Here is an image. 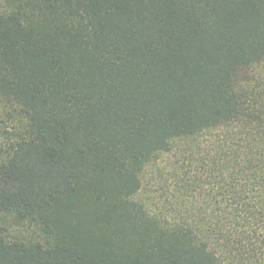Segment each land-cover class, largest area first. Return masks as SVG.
Instances as JSON below:
<instances>
[{
    "label": "trees",
    "instance_id": "trees-1",
    "mask_svg": "<svg viewBox=\"0 0 264 264\" xmlns=\"http://www.w3.org/2000/svg\"><path fill=\"white\" fill-rule=\"evenodd\" d=\"M3 217L0 264H264V0H0Z\"/></svg>",
    "mask_w": 264,
    "mask_h": 264
},
{
    "label": "rangeland",
    "instance_id": "rangeland-1",
    "mask_svg": "<svg viewBox=\"0 0 264 264\" xmlns=\"http://www.w3.org/2000/svg\"><path fill=\"white\" fill-rule=\"evenodd\" d=\"M245 75H246L245 71H241L238 74V77L239 79H241L244 78ZM199 140L203 141L202 138ZM194 143L195 142L191 143V141L187 139H183L176 142V144H178L179 147H187L188 145H194ZM203 144H205V146L207 145L206 137H205V142L203 141ZM172 155H173L172 153L163 155L155 163H152L146 167L144 177H145V181L149 183L146 189L147 191L152 193L153 190L157 189L160 186L162 187L163 185H165L164 181L166 178L167 171L170 169L171 166L170 162L173 159ZM189 159L193 160V157L190 155ZM143 201L145 202L146 205H149L150 203V201L147 199L146 196L143 197ZM0 221L8 226L10 233H12L13 235H21L24 232V230H22L20 227L13 225L9 217H3L0 219Z\"/></svg>",
    "mask_w": 264,
    "mask_h": 264
}]
</instances>
